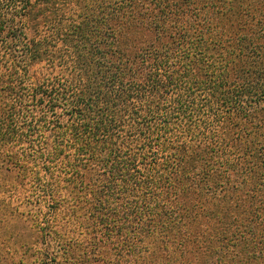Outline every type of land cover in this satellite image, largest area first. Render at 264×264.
<instances>
[{"label":"trees","instance_id":"1","mask_svg":"<svg viewBox=\"0 0 264 264\" xmlns=\"http://www.w3.org/2000/svg\"><path fill=\"white\" fill-rule=\"evenodd\" d=\"M0 264H264V0H0Z\"/></svg>","mask_w":264,"mask_h":264}]
</instances>
